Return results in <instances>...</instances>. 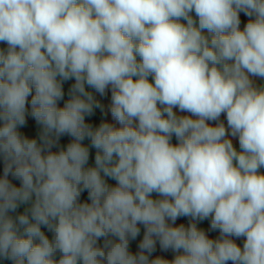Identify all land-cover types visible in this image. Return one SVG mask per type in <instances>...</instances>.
<instances>
[{
  "label": "clouds",
  "instance_id": "1",
  "mask_svg": "<svg viewBox=\"0 0 264 264\" xmlns=\"http://www.w3.org/2000/svg\"><path fill=\"white\" fill-rule=\"evenodd\" d=\"M0 166V264H264V0H0Z\"/></svg>",
  "mask_w": 264,
  "mask_h": 264
},
{
  "label": "rangeland",
  "instance_id": "2",
  "mask_svg": "<svg viewBox=\"0 0 264 264\" xmlns=\"http://www.w3.org/2000/svg\"><path fill=\"white\" fill-rule=\"evenodd\" d=\"M98 96H99V94H97V98L99 100L100 96L99 97ZM109 105H110V93L107 94L106 96H104V101L102 102V106L105 110H106V108H109ZM0 171H2V166H0ZM204 223H207V222H204ZM142 236L138 237L136 241H133V244H132L133 248L132 247L131 248L134 251H138L137 245H138L140 239H142ZM241 243H242V241H241ZM152 255H153V257L157 256V255L170 257L172 255V253L170 251L169 252L163 251L162 249H160L159 245L157 244V249Z\"/></svg>",
  "mask_w": 264,
  "mask_h": 264
},
{
  "label": "trees",
  "instance_id": "3",
  "mask_svg": "<svg viewBox=\"0 0 264 264\" xmlns=\"http://www.w3.org/2000/svg\"><path fill=\"white\" fill-rule=\"evenodd\" d=\"M71 83V82H69ZM68 87V84L65 85V88L67 89ZM96 97H97V94H95ZM99 97V96H98ZM98 99V98H97ZM99 101L101 103V107L98 108V109H95V112H94V115L92 117H90L89 119H93V120H97V121H100V120H108V114H107V111L103 108L102 106V102L104 101V97H101L99 98ZM32 135V134H30ZM66 139V138H65ZM85 143H88L87 141H85ZM86 195V194H85ZM5 264H9V262H5Z\"/></svg>",
  "mask_w": 264,
  "mask_h": 264
},
{
  "label": "crops",
  "instance_id": "4",
  "mask_svg": "<svg viewBox=\"0 0 264 264\" xmlns=\"http://www.w3.org/2000/svg\"><path fill=\"white\" fill-rule=\"evenodd\" d=\"M106 111H107V114H108V120H111V116H110V113L108 112V108H106ZM113 123H114V121H113ZM25 131H27L29 134L34 135V134H36L39 131V126L36 125L33 120L29 119L28 124L25 126ZM112 183H114V181ZM142 235H143V231L141 232V236ZM132 244H133V242H131V247H132Z\"/></svg>",
  "mask_w": 264,
  "mask_h": 264
}]
</instances>
